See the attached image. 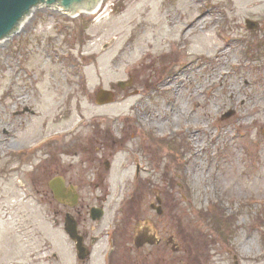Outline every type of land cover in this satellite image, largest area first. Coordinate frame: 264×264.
Here are the masks:
<instances>
[{"label": "rangeland", "instance_id": "1", "mask_svg": "<svg viewBox=\"0 0 264 264\" xmlns=\"http://www.w3.org/2000/svg\"><path fill=\"white\" fill-rule=\"evenodd\" d=\"M114 1L100 24L36 5L0 36V264H76L54 196L31 182L51 176L36 171L49 149L31 148L74 124L114 142L109 216H162L173 264H264V0ZM103 89L113 102H97Z\"/></svg>", "mask_w": 264, "mask_h": 264}, {"label": "flooded vegetation", "instance_id": "2", "mask_svg": "<svg viewBox=\"0 0 264 264\" xmlns=\"http://www.w3.org/2000/svg\"><path fill=\"white\" fill-rule=\"evenodd\" d=\"M80 131V125H71L63 134L50 136L37 148H31L33 152L49 149L46 152L47 161L44 165H39L36 171L46 166L45 170H49L51 176L39 183V179L35 176L31 182L34 183L33 186H36V194L54 196L57 205L55 210L57 224L61 225L59 220L64 218L62 226L64 231L67 216L74 218L80 237L79 239L77 237L75 241L71 240L76 249V264H173L171 258L165 256L167 253L164 251L171 247L172 252L177 253L180 247L176 248L172 242V236L167 238L159 233L160 229L157 228L158 222L165 220L168 223L166 219L162 220V216L156 217L155 213L150 216L148 213L139 211L123 212L124 206H120L119 212L109 216L110 204L107 205L106 201L107 190L111 187L115 172V156L113 159L114 154L111 151L114 142L109 146L106 140L102 141L96 137L87 141L83 136H79ZM31 150H20L18 157L27 163L31 159L29 156L33 153ZM143 152H146L145 147H136L131 150L129 156L131 163L135 164L137 180L140 174L149 168ZM64 157H69L72 161L65 162ZM124 166L127 165L124 164ZM54 178L57 179L58 184L62 185L58 190L51 186L50 182ZM98 191L106 193L99 194ZM63 192L78 194L76 203L72 199L63 202L56 199L55 195ZM85 192L92 193V197L83 196ZM60 207H64L65 211ZM93 209L97 211L92 213ZM139 232L143 235L138 240ZM155 236L160 241L151 244ZM78 243L82 248L80 255Z\"/></svg>", "mask_w": 264, "mask_h": 264}, {"label": "water", "instance_id": "3", "mask_svg": "<svg viewBox=\"0 0 264 264\" xmlns=\"http://www.w3.org/2000/svg\"><path fill=\"white\" fill-rule=\"evenodd\" d=\"M58 1L59 4H63L64 8L67 9H90L95 6H98L99 4L103 3V0H0V36L2 35H11L12 32V26H18V22L21 19H24L25 11H32L34 10L32 6H34L35 3L43 4V3H54ZM32 8V9H31ZM247 27L249 29H255L256 26H258L257 21H251L249 19L246 20ZM9 33V34H8ZM126 83L120 82L119 86L124 87ZM113 92L110 90H100V93L97 97V102L99 104L103 103H110L114 100L113 98ZM231 111L227 112L226 116L231 115ZM57 179L51 181V185L55 184ZM54 187V186H53ZM57 189V188H55ZM56 197L58 199H63L66 197H69L67 193H60L56 194ZM77 200V194H74L73 201ZM159 203H161V200L157 198ZM157 211L160 213H163L162 208L160 205H153ZM67 217L65 227L67 229V232L69 233L70 237H72L74 240H76L77 236V226L73 222L74 220H71ZM143 234L141 233L138 236L139 238ZM77 248L80 249V253L82 251V248H80L79 244Z\"/></svg>", "mask_w": 264, "mask_h": 264}, {"label": "bare ground", "instance_id": "4", "mask_svg": "<svg viewBox=\"0 0 264 264\" xmlns=\"http://www.w3.org/2000/svg\"><path fill=\"white\" fill-rule=\"evenodd\" d=\"M44 5H47V6H53V8H56V9H58L59 11H61V12H69V13H71V14H74V13H76L77 12V10H84L85 12H88V11H92V10H96V8H98L99 7V5L98 6H95V7H93V8H90V9H88V10H86V9H80V8H77V9H65L64 8V5L63 4H59L58 2H54V3H43ZM102 4V3H101ZM33 9H35V7H33ZM33 11V10H32ZM32 11H29V12H27V13H25L24 14V19H21L19 22H18V26H12V32H11V35H7V37L6 38H11V36H13V35H15V34H18V33H20V31H22V27L24 26V24H26V22L32 17L31 16V13H32ZM198 142H199V140H198ZM199 144H201V142H199Z\"/></svg>", "mask_w": 264, "mask_h": 264}, {"label": "trees", "instance_id": "5", "mask_svg": "<svg viewBox=\"0 0 264 264\" xmlns=\"http://www.w3.org/2000/svg\"><path fill=\"white\" fill-rule=\"evenodd\" d=\"M213 220H215V218H214ZM215 221H216V220H215Z\"/></svg>", "mask_w": 264, "mask_h": 264}]
</instances>
